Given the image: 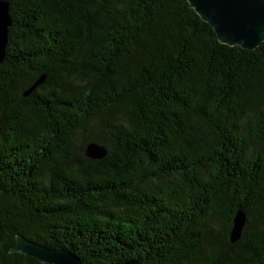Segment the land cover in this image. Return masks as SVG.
I'll use <instances>...</instances> for the list:
<instances>
[{
	"label": "trees",
	"instance_id": "1",
	"mask_svg": "<svg viewBox=\"0 0 264 264\" xmlns=\"http://www.w3.org/2000/svg\"><path fill=\"white\" fill-rule=\"evenodd\" d=\"M7 1L0 264H45L18 235L82 264H264V41L222 43L188 0Z\"/></svg>",
	"mask_w": 264,
	"mask_h": 264
},
{
	"label": "water",
	"instance_id": "2",
	"mask_svg": "<svg viewBox=\"0 0 264 264\" xmlns=\"http://www.w3.org/2000/svg\"><path fill=\"white\" fill-rule=\"evenodd\" d=\"M188 1L201 18L210 24L222 43L253 50L264 41V0ZM12 23L9 1L0 0V63L6 57L9 28ZM44 80L45 76H41L24 95H30ZM107 154L108 148L97 142H89L85 147V155L93 160H102ZM246 221L245 210L238 209L230 233L232 243L242 237ZM12 252H21L45 264H82L80 258L68 249H50L23 235L17 236V243ZM122 264H144V259L136 258Z\"/></svg>",
	"mask_w": 264,
	"mask_h": 264
}]
</instances>
